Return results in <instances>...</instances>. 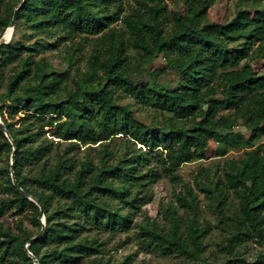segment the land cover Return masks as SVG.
<instances>
[{
    "label": "trees",
    "instance_id": "obj_1",
    "mask_svg": "<svg viewBox=\"0 0 264 264\" xmlns=\"http://www.w3.org/2000/svg\"><path fill=\"white\" fill-rule=\"evenodd\" d=\"M180 2L174 12L161 0H135L130 9L127 0H0V33L17 9L15 29L47 39L59 34L70 41L63 60L85 61L72 74L37 57L57 41L0 45V118L16 146L13 173L45 220L42 235L27 246L38 264H108L97 235L128 229L149 186L161 176L182 183L176 171L205 159L210 141L222 147L219 156L246 150L225 160L216 178L196 176V192L183 185L176 201L193 216L187 235L174 216L167 233L140 226L141 234L165 254L204 264L201 238L210 227L197 221L202 194L222 222H231L230 249L264 240V148L254 147L264 139V0H236L233 17L223 22L208 20L215 0ZM85 45L89 53L76 58ZM161 66L177 73L176 86L161 81ZM118 94L161 120L140 121ZM116 135L123 136L119 153L110 150ZM78 142H102L97 160L79 158ZM1 151L8 161L0 174L9 175L12 145L0 130ZM7 189L13 198L0 202V213L29 209L38 235V206L10 180ZM3 237L0 260L16 256L18 264H33L23 249L31 236Z\"/></svg>",
    "mask_w": 264,
    "mask_h": 264
},
{
    "label": "rangeland",
    "instance_id": "obj_2",
    "mask_svg": "<svg viewBox=\"0 0 264 264\" xmlns=\"http://www.w3.org/2000/svg\"><path fill=\"white\" fill-rule=\"evenodd\" d=\"M236 0H215V3L208 11V20L215 22H223L229 20L234 15V4ZM166 3L169 9L176 11L181 4L180 0H161V4ZM135 6V0H127L126 9ZM114 27H120L119 24H114ZM59 34L54 35L51 39L45 37H32L26 29L18 26L13 30L11 41H22L26 44L57 41L58 45L52 50H45L39 56H44L46 60L52 65L55 70L70 69L73 74L77 69H85L84 60L72 59L69 63L64 61L65 47L70 44L69 40L59 39ZM78 41L76 39L74 42ZM90 50L89 45H85L81 52L76 53L78 56L88 54ZM148 68V65L145 66ZM161 81L169 83L172 87L176 86L177 73L173 70L164 69ZM146 76L143 74L139 80H145ZM118 103L126 104L130 107L133 114L142 122L146 124H156L157 120H161L159 113L143 108L136 104L132 98L125 94H118ZM247 136V133L245 134ZM111 138L112 144L110 150L119 153L123 150L122 135H116ZM108 140V141H109ZM103 141V142H108ZM96 144L84 145L78 142V149L76 154L79 158L90 156L94 160L98 158V151L102 148ZM262 145L264 148V139L257 141L254 147ZM90 148L96 149L91 150ZM222 147L216 142L210 141L206 149V157L200 161L184 163L176 171L179 174L182 183H171L168 177L161 176L155 183L149 186L147 192V201L139 205L137 209H133L131 216L130 227L124 231L117 232H100L97 236L102 243V259L108 264H197V262L186 256L177 255L175 252L165 254L160 248H157L153 243H149L147 239L141 234L140 226L151 227L155 226L158 231L167 233L171 227V216L179 219L180 231L187 235V222L193 218L186 210L182 209L176 201L177 194L183 193L184 184L190 185L193 191L196 192L194 180L200 173L208 174L211 178H216L222 171V164L227 159L237 158L246 150L243 147L228 148L227 152L219 156ZM11 156V155H10ZM7 158L5 154L0 152V170L5 166ZM11 162V157L9 163ZM10 170V169H9ZM8 180L12 182L11 173L7 175L3 170L0 174V202L3 200H11L12 194L7 189ZM201 181V178H197ZM200 200L199 214L197 221L199 228L208 223L210 230L201 238L204 250L201 253V258L204 264H260L264 257V240L257 241V239H248L240 241L231 249L228 247L227 238L230 236L232 228L231 222L220 220V217L208 206L207 200L202 194L198 195ZM230 210L236 209V199L233 195L229 198ZM174 211V214H171ZM126 212V211H124ZM32 212L29 209L18 211L15 207L3 209L0 213V239H3V234L9 232L14 235L36 236L37 228L32 222ZM230 226V227H229ZM244 260V262H242ZM20 259L16 256L10 259L0 260V264H18Z\"/></svg>",
    "mask_w": 264,
    "mask_h": 264
},
{
    "label": "water",
    "instance_id": "obj_3",
    "mask_svg": "<svg viewBox=\"0 0 264 264\" xmlns=\"http://www.w3.org/2000/svg\"><path fill=\"white\" fill-rule=\"evenodd\" d=\"M16 12L17 9L15 10L13 17L9 23V25L0 33V45L2 44H8L11 41L12 38V34H13V30H14V26H15V16H16ZM0 130L4 133L5 137L9 140L10 144L12 145V152H11V162H10V173H11V179H12V184L14 185V187L17 189V191L24 196L25 198H27L29 201L33 202L34 204H36L39 208L40 211V215L38 217V220L40 221L41 224V229L38 235L30 238L24 245H23V249L25 251V253L27 254L28 257H30L33 261V264H38L37 259L32 255V253L27 249V246L36 238L40 237L44 231V227H45V220H44V216H43V211H42V206L39 203V201L34 198L32 195L26 193L21 187H19L14 173H13V162H14V151L16 149V146L11 138V136L9 135L6 127L4 126L3 122L1 121L0 118Z\"/></svg>",
    "mask_w": 264,
    "mask_h": 264
}]
</instances>
